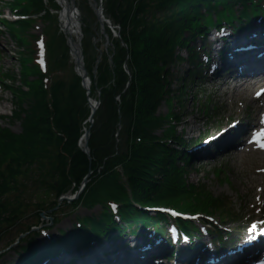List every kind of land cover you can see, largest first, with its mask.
Wrapping results in <instances>:
<instances>
[{
	"label": "trees",
	"instance_id": "16d2710c",
	"mask_svg": "<svg viewBox=\"0 0 264 264\" xmlns=\"http://www.w3.org/2000/svg\"><path fill=\"white\" fill-rule=\"evenodd\" d=\"M235 3L243 6L240 17L247 16L250 10L252 13L261 10L253 0H106L105 14L115 25H120L121 40L126 48L118 41L113 44L112 65L104 55L93 82L95 87L91 88L92 95L96 89L101 90V104L88 142L91 163L77 148L82 125L89 114L80 81L76 77L64 82L54 81L55 71L66 67L67 48L61 37L56 43L48 29L53 19L45 18L49 23L45 30L47 75L40 72L34 51L27 49L26 37L32 21L6 23L14 39L26 51L20 60L21 86L10 88L7 82L12 84L14 80L9 75L4 82L13 96V121L20 123L21 132L14 134L8 128H0V230L3 226L10 229L17 226L28 208L6 200L18 191L22 180L28 181L29 174H37V178H33L34 191L54 193L56 201L72 187L75 191L91 171L85 191L72 206L102 207L97 218L79 219V226H74L72 233L61 232L50 238L42 250L34 248L32 243L22 247L18 264H43L46 259L73 247L116 239L126 226L130 228L136 223L141 222L146 227L159 224L139 206L173 208L189 214L220 212L217 200L202 187L187 184L183 171L175 166L179 153L168 141L178 146L183 144L172 126L178 114L170 109L165 117H159L156 112L162 102L179 103L177 92L182 88H177L175 95L168 90V67L180 61L174 54L175 48L188 45L184 34L203 36L201 28L214 25L212 12L218 15L219 23L237 19L233 12ZM8 6L22 16L42 10L41 0H12ZM148 13L159 16L151 15V19ZM88 33V28L84 29V34ZM88 48L89 45L84 47L85 58ZM186 50L191 51L187 47ZM126 58L131 73L127 89L128 77L122 69ZM91 65L93 63L88 62L86 66L89 76ZM193 73L188 71L189 76ZM116 97L119 103L115 102ZM118 114L120 147H116L114 138ZM159 130L161 136L156 134ZM34 166L36 169H31ZM112 202L119 205L115 215L109 207ZM54 207L56 202L50 209ZM114 216L120 217L124 225H117ZM161 220H164L162 216Z\"/></svg>",
	"mask_w": 264,
	"mask_h": 264
},
{
	"label": "rangeland",
	"instance_id": "374dc122",
	"mask_svg": "<svg viewBox=\"0 0 264 264\" xmlns=\"http://www.w3.org/2000/svg\"><path fill=\"white\" fill-rule=\"evenodd\" d=\"M11 2V0H0V15L4 19L11 16L8 6ZM44 2L51 5L50 0H44ZM75 4L80 16L82 15L83 20H86L84 27L88 28L89 31L85 36L83 31L82 42L83 48L89 45L85 58V66H88V62L93 63L92 60L97 56L94 48H98L104 53L105 41L101 38L95 13L90 9L87 0H75ZM151 15L153 18L159 16V14L156 15L154 13H151ZM151 15L147 14L150 18ZM50 16L53 19V23L48 29L51 35H54L57 43L61 37L57 17L53 12ZM46 28L44 24L36 23L32 27L30 34L41 40L43 31ZM109 32L108 35L114 44L116 40ZM92 42L96 44L93 46ZM109 45L110 43L108 42ZM109 50H112V48ZM109 50L106 52L108 53ZM20 51L21 48L18 47L9 29L3 28L0 33V72L8 73L14 79V84L7 82L10 88H17L21 84L19 73ZM114 54L115 50H113ZM175 55L181 59L186 58L183 50H177ZM188 69L186 62H173L169 65L168 76L170 77V84L168 90L175 95L177 88L181 87V92H177L180 102H174L173 105L162 102L156 112V116L165 117L170 112V109L175 113L178 111L181 120L177 125L175 135L181 136L182 140H189L197 136L214 137L218 131L225 129L231 123L249 118V116L251 118L255 116L259 103L253 101L251 96L258 87L242 90H238L234 86L223 87L222 90L219 86L198 88L194 85L192 78L189 77ZM53 77L55 82H64L75 77L68 52L66 67L58 68ZM181 83H183L182 86H180ZM14 109L13 96L10 91L0 89V128H8L12 133L19 134L21 132L20 123L14 122L10 118ZM156 134L161 136V130L156 132ZM119 135L120 133L118 134V142L115 141L116 147L122 145ZM204 163V165L195 163L191 168L184 169L185 171L183 172L187 184L195 185L196 187L199 185L205 191L211 193L213 198H223L229 201L242 220H246L251 215L252 218L259 216L258 210L264 204V154L253 150H245L241 153L234 152L226 155L215 162L204 161ZM177 165H180V163L177 162ZM31 169L35 170L36 166ZM28 178V181H20L23 185L20 183L18 191L11 194L6 200L11 204L19 202L22 206L28 208L23 211L17 226L11 229L3 226L1 229L3 231L0 230V264H13L21 248L20 246L25 241H29L31 236H33L32 230L41 223L40 219H38L39 214H43L45 218L58 219L61 221H59L60 224L63 222L64 215L67 214H80V218L94 214V212L84 214L82 213L83 211H80L82 209H74L72 207L73 203H70L69 206H64L61 203L60 209L49 212L48 210L52 207V204L56 202L54 193L44 194V190L34 191L33 178H37V174H29ZM240 224L243 223L237 221L235 224H229V227ZM70 225L66 229H69ZM6 256L9 258L6 259Z\"/></svg>",
	"mask_w": 264,
	"mask_h": 264
},
{
	"label": "water",
	"instance_id": "95a60500",
	"mask_svg": "<svg viewBox=\"0 0 264 264\" xmlns=\"http://www.w3.org/2000/svg\"><path fill=\"white\" fill-rule=\"evenodd\" d=\"M68 1L71 4V10L75 11L76 14L78 15L74 0H68ZM97 2L99 3V5L96 8H93V10H94L95 15H96V19H97L96 21H97V23L99 24V27H100V34H101V36L103 37V39L105 41L104 48L106 49L107 46H108V38H107V35L105 34V30H104V27H103V24H102L103 23V19H104L102 0H97ZM78 22H80V16L79 15H78ZM119 28H120V26L117 27V30H118L117 39L120 41L121 46L125 47L123 45L122 40L120 39ZM62 32H63L64 38H65V41H66V46L69 49L70 58L72 60L73 66H74V68H73L74 69V73L76 74L77 77L80 78V86L85 91L86 100H87V106H88V108L90 110L89 117H88V119L86 121V123L88 124V127L86 129H84L83 132H82V135H81V137L79 139V142H78V148L87 157L88 161L91 162V158H90V155H89L90 154V150L88 148V141H89V138H90V131H91V128H92L93 123H94V117H95L96 112H97V110L99 108V105H100V91L98 90L96 92V97H95V99L92 100V102H93V107H92V105H91V103L89 101L90 90H89V88L87 89L85 87V85H84L85 81L89 80V77H88V73L85 70L84 64H83V55H82L81 45H80L79 41H78V43H76V45L74 44L73 41H72V44H70L71 41H69L67 39V35H68L67 31L62 30ZM71 45L76 47V49L75 48L72 49ZM97 54H98V56H97L96 61H95V67L93 68V71H92L93 79L95 78L96 68H97V65L100 62V59H101V56H102V53L99 50H97ZM110 60H111V58H109V61ZM127 74H128V76L130 78L131 75L129 73H127ZM116 100H118V98ZM120 128H121V124H120V122H118L116 135L118 134ZM90 175H91V172L89 171L88 174L86 175V177L81 182L78 190L75 192V194L72 197L70 196L71 192H68L66 195H62V196H60L58 198L57 204L60 205L63 202L69 203L71 201L78 200V198L83 193L86 185L88 184ZM39 217H40L41 221H44V222L45 221L46 222L50 221V220H47L44 217L43 214H41ZM37 230H38L37 228H34L32 231L36 232Z\"/></svg>",
	"mask_w": 264,
	"mask_h": 264
},
{
	"label": "bare ground",
	"instance_id": "6f19581e",
	"mask_svg": "<svg viewBox=\"0 0 264 264\" xmlns=\"http://www.w3.org/2000/svg\"><path fill=\"white\" fill-rule=\"evenodd\" d=\"M55 2L60 6L61 8V12L59 15V25L61 26V28L65 31H67L68 35H67V39L69 41H71L70 44H72V41L74 42V44L76 45V43H80L81 38H83L82 35V31L80 28V24L78 23V15L76 14L75 11L71 10V4L69 3L68 0H55ZM89 5L92 8H96L99 3L94 1V0H90L89 1ZM102 22V21H101ZM105 28H109L111 29L112 26L108 25L107 23H103ZM98 26V25H97ZM72 49H76V47L71 45ZM253 53L251 52V54L245 53V63L248 66H256V63L258 62L257 59L255 57H253L252 55ZM257 67V66H256ZM255 67V68H256ZM85 87L88 89L91 87V82L89 80H86L84 83ZM256 84H250L248 85L246 88L250 89L252 87H254ZM247 90V89H246ZM92 107H93V102L90 101ZM9 258L8 256H6V259ZM122 260L124 261V263H126L128 261V259L124 258V259H117L114 262H109L108 264H122Z\"/></svg>",
	"mask_w": 264,
	"mask_h": 264
}]
</instances>
